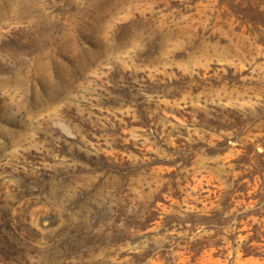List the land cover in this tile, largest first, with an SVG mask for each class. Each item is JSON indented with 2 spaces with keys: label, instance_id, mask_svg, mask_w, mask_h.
Here are the masks:
<instances>
[{
  "label": "rangeland",
  "instance_id": "374dc122",
  "mask_svg": "<svg viewBox=\"0 0 264 264\" xmlns=\"http://www.w3.org/2000/svg\"><path fill=\"white\" fill-rule=\"evenodd\" d=\"M2 236L0 264H264V0H0Z\"/></svg>",
  "mask_w": 264,
  "mask_h": 264
},
{
  "label": "trees",
  "instance_id": "16d2710c",
  "mask_svg": "<svg viewBox=\"0 0 264 264\" xmlns=\"http://www.w3.org/2000/svg\"><path fill=\"white\" fill-rule=\"evenodd\" d=\"M5 237L9 238L10 236L6 235ZM5 237H0V259L2 261H13L18 256H23L26 253L25 246L19 243H8Z\"/></svg>",
  "mask_w": 264,
  "mask_h": 264
}]
</instances>
